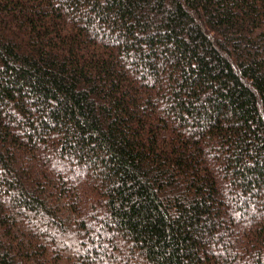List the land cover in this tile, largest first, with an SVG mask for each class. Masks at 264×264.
Instances as JSON below:
<instances>
[{
	"label": "trees",
	"instance_id": "1",
	"mask_svg": "<svg viewBox=\"0 0 264 264\" xmlns=\"http://www.w3.org/2000/svg\"><path fill=\"white\" fill-rule=\"evenodd\" d=\"M0 264H264V0H0Z\"/></svg>",
	"mask_w": 264,
	"mask_h": 264
}]
</instances>
